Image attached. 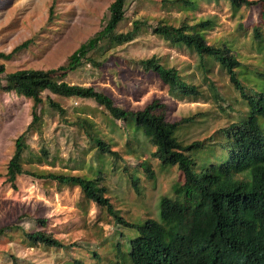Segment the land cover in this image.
I'll use <instances>...</instances> for the list:
<instances>
[{"label": "rangeland", "instance_id": "374dc122", "mask_svg": "<svg viewBox=\"0 0 264 264\" xmlns=\"http://www.w3.org/2000/svg\"><path fill=\"white\" fill-rule=\"evenodd\" d=\"M112 1L0 0V51L9 52L22 41L31 39L27 48L9 59H0L4 73L57 67L81 43L102 29ZM194 1L193 8H184L164 0H127L124 19L117 26L113 40L103 41L91 53L99 65L85 61L62 79L70 84L90 85L103 90L117 105L128 109L143 108L157 99L163 104L168 121L195 116L192 122L181 125L177 137L188 144L213 135L211 143H215L214 155H218L221 150L216 145L219 139L216 130L236 121L240 112L245 110V103L215 60L208 61L209 72L203 77L193 51L172 46L155 35L151 28L159 20L178 25L183 19L192 22L210 19L212 25L203 31L206 39L229 40L227 44L246 64L242 68L250 80L248 83L264 89V77L259 73L264 72V25L260 28L262 37L258 42L251 27L260 22L259 4L233 8L228 0ZM135 19L144 20L146 25L134 39L120 43L128 36ZM151 55L180 70L189 82L198 85L201 96L177 99L170 95L165 84L142 72L136 64L137 59ZM4 73L0 74V226L14 228L0 237V264H65L70 256L86 253L84 248L88 245H93L102 262H106L114 256L108 238L120 227L103 209L85 202L77 186L28 175L18 176L15 188L5 181L14 139L31 119L32 101L3 90ZM210 81L214 91H211ZM44 94V100L48 95L64 108L65 114L58 115L45 103L39 107L41 134H30L27 143L31 151L39 155L44 146L47 155H41V161L28 157L24 160L25 168L41 174L87 176L96 175L97 169L101 168L107 196L128 221L152 217L159 196L167 192L172 182L183 181L176 168L164 173L155 169V182L140 177L143 182L139 183L140 191L137 192L130 183L129 174L135 169L140 170L139 162L144 159H149L153 166L155 161L149 155L153 147L140 140L138 143L126 140L118 129L121 122H112L107 112L91 99ZM83 118H88L95 131L111 143V149L118 152L119 159L98 152L78 124ZM38 218L45 220L42 227L37 223ZM36 229L74 245L64 251L32 243L25 238L23 231Z\"/></svg>", "mask_w": 264, "mask_h": 264}, {"label": "trees", "instance_id": "16d2710c", "mask_svg": "<svg viewBox=\"0 0 264 264\" xmlns=\"http://www.w3.org/2000/svg\"><path fill=\"white\" fill-rule=\"evenodd\" d=\"M126 1L113 0L109 4L102 29L81 43L57 67L17 69L4 73V66L0 63V74L4 73L3 90L32 101L31 119L14 139L13 153L6 165L5 181L15 188L17 177L28 175L77 186L85 202L103 209L120 227L108 238L113 248V258L102 262L94 246L88 245L84 248L86 253L70 256L65 264H260L256 242L257 230L264 226V89L248 83L250 80L242 68L246 64L227 44L229 40L206 39L203 31L212 25L210 19L195 22L183 19L178 25L159 20L151 29L172 46L193 51L198 57L203 77H207L209 72L208 61L215 60L245 103L246 108L236 121L216 130L219 138L216 145L221 150L218 155H214L215 143H211L213 135L188 144L177 137L181 125L192 122L195 116L168 121L164 106L157 99L143 108L128 109L117 105L103 90L90 85L70 84L62 79L67 72L75 70L85 61L99 65L91 53L103 41L113 40L117 26L124 19ZM164 1L184 8L196 5L194 0ZM228 1L233 8L259 4L260 22L253 25L251 30L254 39L260 42V28L264 25V0ZM145 25L144 20H133L128 36L119 42L134 39ZM30 41H22L9 52L0 51V59H9L27 48ZM136 64L145 74L158 78L167 86L170 95L177 99L201 96L198 85L189 82L180 70L163 63L156 55L137 59ZM259 73L264 77V72ZM210 86L213 88L211 81ZM212 88L211 91H214ZM45 92L60 97L93 100L107 112L112 122H121L118 129L126 140L132 139L136 143L140 140L153 147L149 153L150 159L155 161L153 166L149 159H144L139 162L140 170L135 169L129 174L130 183L137 192L140 191L141 180L155 182L157 172L164 173L172 168L181 172L183 181L172 182L167 192L159 196L152 217L128 221L107 196L101 168L97 169L96 175L87 176L53 172L41 174L24 167V160L28 157L41 161V155H47L44 146L39 155L31 151L27 143L30 134H41L39 107L45 103L58 115L65 114L64 108L48 95L43 99ZM78 124L100 154L119 159L118 152L112 150L111 143L95 131L88 118H83ZM37 223L42 227L45 220L38 218ZM12 228L14 226H0V237L9 234ZM23 233L30 242L44 247L67 251L74 245L65 244L42 229Z\"/></svg>", "mask_w": 264, "mask_h": 264}, {"label": "clouds", "instance_id": "9594fccd", "mask_svg": "<svg viewBox=\"0 0 264 264\" xmlns=\"http://www.w3.org/2000/svg\"><path fill=\"white\" fill-rule=\"evenodd\" d=\"M256 248L259 251V263L264 264V226L257 230Z\"/></svg>", "mask_w": 264, "mask_h": 264}]
</instances>
